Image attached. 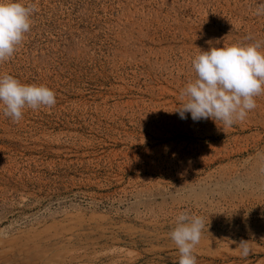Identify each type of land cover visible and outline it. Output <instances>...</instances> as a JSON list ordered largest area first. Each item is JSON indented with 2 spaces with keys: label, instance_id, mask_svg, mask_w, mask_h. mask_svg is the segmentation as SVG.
Wrapping results in <instances>:
<instances>
[{
  "label": "rangeland",
  "instance_id": "1",
  "mask_svg": "<svg viewBox=\"0 0 264 264\" xmlns=\"http://www.w3.org/2000/svg\"><path fill=\"white\" fill-rule=\"evenodd\" d=\"M21 2L0 74L56 104L0 110V264H179L181 212L204 219L197 264H264V95L227 129L174 111L201 50L264 43V0Z\"/></svg>",
  "mask_w": 264,
  "mask_h": 264
},
{
  "label": "clouds",
  "instance_id": "2",
  "mask_svg": "<svg viewBox=\"0 0 264 264\" xmlns=\"http://www.w3.org/2000/svg\"><path fill=\"white\" fill-rule=\"evenodd\" d=\"M36 4L27 6L21 0H0V63L11 59L30 31L31 15ZM264 15V3L255 10ZM251 40V37H246ZM264 43H237L212 46L200 51L191 61L195 79L180 92L181 104L175 112L181 119L186 113L193 121L212 119L227 129L244 121L257 106L256 97L264 95ZM56 104V94L44 85L22 84L10 74H0V110L14 123L20 122L26 108L37 110ZM218 125V124H217ZM205 223L203 217L181 212L169 233L179 252V264H197L194 254ZM247 256V241L238 243Z\"/></svg>",
  "mask_w": 264,
  "mask_h": 264
}]
</instances>
